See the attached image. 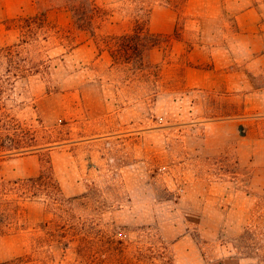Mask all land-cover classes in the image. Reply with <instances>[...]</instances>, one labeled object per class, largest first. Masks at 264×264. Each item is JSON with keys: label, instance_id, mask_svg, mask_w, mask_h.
I'll list each match as a JSON object with an SVG mask.
<instances>
[{"label": "rangeland", "instance_id": "1", "mask_svg": "<svg viewBox=\"0 0 264 264\" xmlns=\"http://www.w3.org/2000/svg\"><path fill=\"white\" fill-rule=\"evenodd\" d=\"M67 1L79 0H0V45L27 40L24 54L39 65L9 106L46 143L0 152V182L53 172L65 199L87 194L71 213L124 248L96 260L75 246L49 249L66 212L35 197L21 203L17 228L0 233V262L32 254L40 264H182L173 243L186 237L202 264H264V118L231 144L224 132L235 127L209 124L243 112V97L184 80L201 64L189 52L217 33L219 0H97L105 10L93 31L78 28ZM42 10L49 26H27ZM137 25L152 36L133 62L117 37Z\"/></svg>", "mask_w": 264, "mask_h": 264}, {"label": "trees", "instance_id": "2", "mask_svg": "<svg viewBox=\"0 0 264 264\" xmlns=\"http://www.w3.org/2000/svg\"><path fill=\"white\" fill-rule=\"evenodd\" d=\"M64 7L70 9L75 18V24L79 29L94 30L97 19L102 16L104 8L97 0H79L76 3H67ZM27 26L40 23L42 27H48L46 10L26 18ZM30 32L35 33L32 29ZM152 36L147 27L137 25L133 32L118 36L124 41L120 50L129 61L139 62L147 49L149 36ZM27 41V40H26ZM25 39L11 45H0V152L6 156H16L29 152H36L45 142L41 141L37 129L23 127L22 121L12 113L9 101L18 88L21 79L38 71L39 65L24 54ZM128 41V42H126ZM0 233H5L17 228L22 215L21 203L24 200L42 197L53 208L65 211V221L49 231L47 245L49 249L56 245L65 253L74 248L83 258L99 259L102 249L122 251L123 241L114 233L99 229L97 224L88 222L86 217L76 218L71 213L74 201L86 196L65 199L63 188L53 172L43 170L36 176L17 177L15 179L0 182ZM248 230V229H247ZM47 240V237H46ZM42 242H38L35 251H39ZM43 260L38 256L21 255L16 258L2 261L0 264H40Z\"/></svg>", "mask_w": 264, "mask_h": 264}, {"label": "crops", "instance_id": "3", "mask_svg": "<svg viewBox=\"0 0 264 264\" xmlns=\"http://www.w3.org/2000/svg\"><path fill=\"white\" fill-rule=\"evenodd\" d=\"M219 5L217 33L207 35L208 41L189 52L201 64L187 66L184 80L193 89L243 97V112L209 124L235 127L224 132L232 144L234 138L239 141L246 135L252 120L264 118V0H219ZM173 248L182 264L205 261L199 244L186 237L177 239Z\"/></svg>", "mask_w": 264, "mask_h": 264}]
</instances>
